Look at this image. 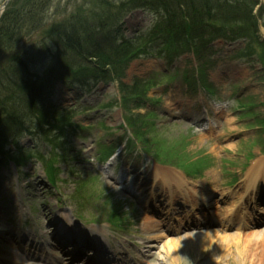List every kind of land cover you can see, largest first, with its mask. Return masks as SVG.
<instances>
[{"label":"rangeland","instance_id":"1","mask_svg":"<svg viewBox=\"0 0 264 264\" xmlns=\"http://www.w3.org/2000/svg\"><path fill=\"white\" fill-rule=\"evenodd\" d=\"M3 1L0 0V6ZM23 1L17 0L16 6ZM118 4L113 0H53L48 10L36 17L42 18L38 21L44 30L42 34L35 40L23 30L25 36L18 45H12L14 49L20 48L19 56L27 64V70L15 67L14 72L44 76L57 52L56 43L46 40L44 32L68 16L93 17L94 13L101 23H115L125 39L152 31L158 20L153 11L139 8L125 13ZM255 18V28L247 25L252 31L245 32L244 25L239 23L236 41L231 40L227 29L225 33H215L212 27L207 31L210 39L209 35L175 41L162 36L153 39L154 45L146 55L177 57L171 65L163 58L144 55L133 59L124 77L113 84H98L88 91H81L76 85L73 88L58 85L44 101L43 110L50 113L77 110V114L57 113L51 119L54 129L44 132L53 142H48L38 129V114L26 111V131L19 138L20 146L13 148L17 150L16 159L21 161L19 170L8 156H0L1 162L8 161L0 165V264L5 263L4 257L10 258L6 252L11 249L8 242L11 234L28 238L20 246L22 251L26 245H32V252L43 245L47 252H52L51 257H58L60 264H70V253L62 255L51 240L54 224L67 229L74 226L71 232L80 236L102 232L108 239H116L109 246L112 249L122 242L123 259L102 260L110 264H264V219L257 215L263 185L258 184L260 190L255 195L246 193L247 181L242 178L246 170L243 168L264 161V129H257L264 126V17ZM176 44L189 51H172ZM191 54L202 59L198 63ZM6 60L2 57L0 69ZM200 68L207 76H198L196 69ZM152 80L162 87L150 92ZM206 80L209 88L215 90L213 95L199 84ZM192 88L197 93L191 94ZM119 95L125 99L121 105H117ZM146 96L156 102H143ZM245 110L248 111L244 113ZM69 116L74 125L64 129L67 135L62 139L59 128ZM125 117L131 120V127H121ZM160 140L162 148H171L173 154L177 151L179 161L186 166L191 159L203 155L210 158V170L194 181L186 180L194 193L193 200L205 204L195 212L212 209L214 219L195 223L190 214L192 223L186 224L187 213L180 211V207L190 209L192 201L175 199L179 198L176 190L172 192L175 202L170 201L171 196L152 192L153 181L151 188L142 192L153 167L159 168L141 150L143 142L146 141L153 155L168 159L158 151ZM130 141L132 147L128 150L126 145ZM109 146L115 147L117 157L108 163L112 166H102L99 158L103 148ZM33 158L41 161L43 169H59L53 186L47 183L40 162ZM123 165L127 167L119 172ZM168 202L175 210L168 208ZM78 206L83 210L81 213ZM113 209L127 219L123 230L111 232L108 224L89 222L91 216H96L94 219L104 224L102 221L111 218ZM57 214L63 215L68 223L61 220L59 223ZM79 214L82 219L78 222ZM229 220L230 225H222ZM15 261L9 264H47L33 254ZM75 264H85V260L78 258Z\"/></svg>","mask_w":264,"mask_h":264},{"label":"trees","instance_id":"2","mask_svg":"<svg viewBox=\"0 0 264 264\" xmlns=\"http://www.w3.org/2000/svg\"><path fill=\"white\" fill-rule=\"evenodd\" d=\"M52 1L24 0L17 7V0H12L0 18V60L7 58L5 66L0 69V145L12 140L23 128L19 98L29 110L40 114V125L50 124L58 112H42L40 99L51 93L57 83L66 84L72 79L85 84V78L105 82L119 80L129 63L147 54L153 46V39L161 36L169 40L174 38V41L181 37L199 39L212 27L215 33H225L227 29L233 37L231 40H236L240 34L239 23L244 25L245 32L252 31L247 25L256 27L257 18L252 15V10L258 5V0H113L123 6L125 13L138 8L153 11L158 21L149 35L123 41L115 23H101L94 13L93 17L68 16L44 32L46 40L57 45V52L44 76L15 73V67L27 70V64L19 56L20 48L16 46L14 49L12 45H18L25 34L35 40L42 34L44 30L38 22L42 18L38 16V20L36 17L48 10ZM102 5L106 3L102 2ZM258 14L260 19L264 17V5ZM176 45L172 51H189L182 44ZM191 46L196 50L194 44ZM4 91L7 94L4 95ZM68 122L69 118L65 123Z\"/></svg>","mask_w":264,"mask_h":264},{"label":"bare ground","instance_id":"3","mask_svg":"<svg viewBox=\"0 0 264 264\" xmlns=\"http://www.w3.org/2000/svg\"><path fill=\"white\" fill-rule=\"evenodd\" d=\"M262 163H264V161H261V162H257L255 165H253L251 167V169L249 170V172L246 173V175H248L247 177L248 178V184L246 185V188L251 190L253 187H254V184L257 180L258 177L262 176V172L264 173V170L262 171V169L264 168V166L262 165ZM162 175L159 179V181L156 179L157 177L155 175ZM155 177V183H158L157 186H159V188L164 192V194H166V196L170 197V194L172 196V188L171 187H175V188H181V189H178L176 192H178L179 194V198H177L175 196V199L177 200H183L184 202L188 201V200H191L192 201V196H191V192L188 188L186 187H181L179 185V182H183L180 175L178 174H174V173H171V172H167V171H161L159 169H156L154 168L153 171H152V177ZM179 185V186H178ZM178 186V187H177ZM146 190V189H144ZM253 191V189H252ZM170 208H172V210H175V208H173V205L170 203H168L167 205ZM198 206L196 204H193L192 205V210H196L195 208H197ZM45 209H48L45 207ZM259 212V215H261L262 217H264V210L261 209L258 211ZM188 219L189 217L191 216L190 214L189 215H185ZM212 214H210V218H212ZM194 218L197 220V222L199 223H203L204 220H203V217L200 216V215H196L194 216ZM57 219L62 220L63 222L65 223H68V221L65 219V217L61 216L60 214H57ZM188 219L186 221H188ZM251 221H249L250 223ZM162 226V225H161ZM66 234H63L62 235V239L59 241L61 245H64V244H67L69 246H71L73 248V252L71 253L72 254V262L75 261L76 257L78 258L80 256V254H84V250H88L89 248V243L86 242L85 240V237L83 236H72L70 235L68 232L65 231ZM13 237V238H12ZM9 238V242L11 244V247L15 250L17 249L20 245L15 242L14 240V235ZM24 241V240H23ZM173 244H175V242H172ZM97 245L96 246V249H97V254H101L102 256L103 255H106L104 249L98 245L97 243L95 244ZM46 251V249H45ZM45 251H41L40 249L36 252H33V256H37L41 259H44L45 262L49 263V264H59L58 262V259H55V258H50V254L52 253H48V252H45ZM30 252V251H29ZM59 252V250H58ZM29 255H31L30 253H28ZM62 254V252H61ZM90 254V253H89ZM88 254V255H89ZM122 252L119 251V250H116L114 252H112L111 254H109V256H111L112 259H118L122 256ZM6 255L7 257L10 256L9 259H7V261H5L4 264H9L10 262H16L15 259H16V256H14L13 252L11 251V249L6 252ZM20 257H17V260L19 259ZM58 258V257H56ZM20 260V259H19ZM95 262H93L91 259L86 263V264H94Z\"/></svg>","mask_w":264,"mask_h":264},{"label":"water","instance_id":"4","mask_svg":"<svg viewBox=\"0 0 264 264\" xmlns=\"http://www.w3.org/2000/svg\"><path fill=\"white\" fill-rule=\"evenodd\" d=\"M7 1H8V0H6V2L3 4L2 9L6 6ZM2 9H0V11H1Z\"/></svg>","mask_w":264,"mask_h":264}]
</instances>
